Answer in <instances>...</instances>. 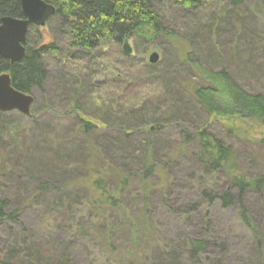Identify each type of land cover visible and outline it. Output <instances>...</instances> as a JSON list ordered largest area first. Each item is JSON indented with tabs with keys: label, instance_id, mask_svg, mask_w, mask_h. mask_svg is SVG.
Segmentation results:
<instances>
[{
	"label": "rangeland",
	"instance_id": "obj_1",
	"mask_svg": "<svg viewBox=\"0 0 264 264\" xmlns=\"http://www.w3.org/2000/svg\"><path fill=\"white\" fill-rule=\"evenodd\" d=\"M225 9L222 4L202 5L195 15L192 31L186 27L190 25L186 20L187 12L164 6L162 17L170 30L190 35L192 51L202 61L214 62L216 69L223 67L222 61H240L234 70L239 85L250 91H263L264 84L259 77L264 75L260 74L264 72V49L253 45L250 49L246 47L244 53L243 46L238 58L223 53L226 44L233 45L225 35L231 29L219 24V20L225 18ZM240 9L248 12L245 15L248 16L246 23L251 24L250 30L262 38L264 0H250ZM228 16L234 20L235 16L241 20L246 18L239 13ZM67 32L57 19H49L44 27L28 29L25 46L53 45L56 52L42 57L47 78L42 90L31 94L34 103L30 115L0 113L7 135L0 142L3 146L0 150V198L8 199V210L18 214L17 224L7 225L11 231L4 224L0 226V242L46 244L45 253L39 254L41 258L31 259L34 264H59L50 258L55 255L54 248L60 251L63 248V256L69 259V264H120L123 253L128 251L124 249L136 248L130 236L120 230L116 237L119 252L112 253L106 251V246L101 248L105 240L95 233L100 224L122 226L130 217L136 225L137 218L140 224L143 221L147 229L145 237L137 241L140 247L130 261L132 264H155L153 257L164 251L163 245L168 248L172 243L182 245L186 238L199 237L197 231L201 229L209 247L198 259L183 255L186 259L181 264H249L255 238L240 221L238 206L227 209L217 203L208 206L196 182L188 180L193 168L185 156L174 160L171 157L182 142L181 127L190 128L200 122L198 117L183 118L177 113L170 116L168 111L167 116L160 119L163 109L166 111V108L181 104V97H184L178 85L192 78L171 44L157 37L152 43L131 38L128 40L130 55L123 54V42L117 46L103 43L97 50L84 54L72 47ZM211 50L213 54L209 55ZM152 53L159 57L154 65L148 63ZM162 92L163 99L160 98ZM74 94L81 100H71ZM72 101L83 106L84 111L75 112ZM85 123L93 128L86 129ZM156 123L162 129L151 133L150 128ZM210 128L216 136H223L239 156L244 172L255 173L264 168V124L240 118L231 121L215 118L210 120ZM228 129H233V135L226 133ZM78 146L79 151L75 152ZM150 158L161 170L162 167L166 169L169 179L167 186L159 190L160 195L157 190L145 191L139 178ZM90 161L99 167L83 168ZM44 166L48 169L44 170ZM49 169L55 173L52 178H47ZM100 169L110 189L117 185L115 178L120 177L121 181V173L138 172L126 181L119 210L93 213L86 203L82 206L84 196L77 192L70 208L60 206L59 196L67 190H76L72 187L77 179L85 177V170H89L91 176ZM212 180L216 191L226 186L218 174L213 175ZM41 181L47 182L51 189L36 192ZM162 201H166V206ZM195 202L199 204L197 209L184 214L186 206ZM242 202L251 219L264 232V195L247 193ZM54 203L56 208L53 209ZM100 213L103 220H96ZM208 221L211 224L204 233ZM222 248H226V252L223 253ZM184 253L182 250L181 254ZM157 257L164 262L162 255ZM19 261H23L22 255L12 264H19Z\"/></svg>",
	"mask_w": 264,
	"mask_h": 264
},
{
	"label": "trees",
	"instance_id": "obj_2",
	"mask_svg": "<svg viewBox=\"0 0 264 264\" xmlns=\"http://www.w3.org/2000/svg\"><path fill=\"white\" fill-rule=\"evenodd\" d=\"M44 3L51 5L55 9V14L49 19H57L63 28L68 30V36L72 42L74 49L82 51L84 54H89L97 50L103 43H111L114 45H121L124 40L137 38L152 43L154 39L163 38L171 44L177 54V58L189 69V74L192 78L184 79L181 85H178V90L183 91L180 93L181 104L172 109H167L161 113L160 119L167 116V111L170 116L179 114V117L188 116V118L198 117L199 123L195 126L181 127L182 142L172 152V159H178L180 156H185L186 160L193 168V174L188 178L189 182L195 181L199 187L200 196L206 201L208 206L215 203L219 204L221 208L227 209L229 207L238 206L240 212V221L244 226L249 228L255 238L252 242V248L249 253V264H264V232H261L256 222L251 219L245 206L243 205V198L247 193L264 195V168L255 173L244 172L240 165L239 156L233 152L228 146L222 136H216L210 128L211 119H221L231 121L232 119L250 120L256 123L264 124V90L250 91L245 87L239 85L234 76V70H237L238 62L240 61H222L223 67L216 69L217 66L211 61H202L198 55L192 51L190 35H180L176 31L169 29V26L164 24L165 20L162 17V8L170 7L172 9L187 12L186 20L190 21L187 25V30H193V24L196 13L202 8V5L212 6L214 4H222L226 6L225 18H221L219 24L226 25L231 29L226 38L233 42V45L226 44L224 52L227 56L238 58L243 53V46H245L244 53L247 52L246 47L252 46L259 47L260 50L264 49V30L261 31V37L255 35L251 31V24H247L248 12L244 9L250 0H41ZM242 11V12H241ZM194 12V14H193ZM243 14L245 19L230 18L228 15ZM193 14V15H192ZM224 14V11H223ZM250 15V14H249ZM4 17L19 19L22 18L19 0H0V20ZM48 19V20H49ZM234 30V31H233ZM211 31V30H210ZM199 35L198 32H194ZM212 33V31H211ZM240 33V34H239ZM28 36V31L26 38ZM193 37V36H192ZM244 39V40H243ZM256 41V42H255ZM123 44V43H122ZM50 46H41L39 48H28L25 46V55L23 59L11 64L8 60L0 57V74H8L11 79L12 87L24 94L31 95L33 91H41L47 78V71L42 63V57L47 53H55L56 49ZM218 48V46L216 45ZM209 55L213 54L212 50L208 52ZM219 56V55H218ZM250 70V69H249ZM264 74L263 71L260 74ZM192 79V80H191ZM259 81L264 84V75L259 77ZM264 89V88H263ZM162 92L160 98H164ZM81 100L78 94L72 95L71 100ZM161 100V99H158ZM180 102V101H179ZM162 108V106H161ZM72 109L75 112L84 111L83 106L80 107L75 101H72ZM172 110V111H170ZM139 112V111H137ZM183 112V113H182ZM176 117V116H175ZM201 117V118H200ZM4 117L0 114V142L7 137L4 133ZM86 129H92L90 123H85ZM161 125L157 123L150 128L151 133H156L161 130ZM89 131V130H88ZM149 131V132H150ZM228 135H233V129L226 130ZM18 137V136H17ZM251 140H247L250 142ZM3 146H0L2 150ZM4 149V148H3ZM79 151V146L75 152ZM34 155V154H32ZM6 161H4L5 165ZM92 165L96 169L97 164H92V161L87 162V165ZM56 167V166H53ZM152 163V159L146 161V167L139 175L142 180V187L145 191L157 190L158 195L162 192L159 190L167 186L169 179L166 169L159 167ZM48 169L44 166V170ZM4 166L1 168L3 172ZM136 170L126 171L120 177L115 178L114 183L117 182L115 189H110L107 185V177L103 171L94 172L89 176V170H85L84 178L77 179V184L74 183L72 192H63L59 196L60 206L70 208L69 206L75 200L76 193L84 196L82 206L85 203L88 209L92 212L108 209H120V196L126 188V181L132 178L133 175H138ZM220 175L223 177L226 186L222 191H216V186L213 185L212 176ZM55 173L49 169L47 176L52 178ZM210 180L207 181V179ZM206 180V181H205ZM47 182H39L36 192L48 191L51 186ZM144 191V192H145ZM82 192V193H81ZM168 193V192H167ZM166 206V201H162ZM168 203V202H167ZM54 203L52 208L55 207ZM85 205V206H86ZM198 203L189 204L186 206L184 214H189L197 209ZM9 201L6 198H0V226L17 224L18 214L16 211H9ZM92 213V214H93ZM67 215V213H65ZM99 214L95 213L94 215ZM68 217V215H67ZM104 216H100L96 220H103ZM133 222V223H132ZM132 218L125 220V224L118 226L117 224L110 223V225L100 224L96 230V235L105 240V245L102 249L108 248V252H116L120 248L119 242L116 245L117 234L122 230L130 236L134 247L127 248L122 255L120 264H132L133 257L140 247L138 239L145 237L144 233L147 230L146 224L137 218V225L134 224ZM130 226L129 230V224ZM210 222H206L203 232L210 227ZM110 226V227H109ZM138 227V229H137ZM144 231V232H143ZM143 232L142 237L140 234ZM147 233V232H146ZM145 233V234H146ZM197 236L190 239H184L182 245L172 243L171 247H165L164 251L158 252L153 260L155 264H181L183 259H198L201 254L209 247L210 243L204 239L202 229L197 231ZM139 237V238H138ZM107 244V245H106ZM43 243H26L20 242L18 244L0 242V264H12L18 260L19 255H22L23 261L19 264H34L31 259L34 257L37 261L39 254H44ZM54 245L50 246L53 247ZM223 253L226 248H222ZM51 260L59 262V264H69V259L63 256V248L61 251L54 248ZM122 250V251H124ZM184 254H181V251ZM64 251L65 247H64ZM61 252V253H60ZM119 252V251H118ZM118 254V253H117ZM159 255H162L164 262L160 260ZM187 256L186 258L183 257ZM25 258V259H24ZM41 260V259H40ZM39 260V261H40ZM248 260V259H246ZM50 263V262H47ZM46 263V264H47ZM119 263V262H118ZM220 263V262H218Z\"/></svg>",
	"mask_w": 264,
	"mask_h": 264
},
{
	"label": "water",
	"instance_id": "obj_3",
	"mask_svg": "<svg viewBox=\"0 0 264 264\" xmlns=\"http://www.w3.org/2000/svg\"><path fill=\"white\" fill-rule=\"evenodd\" d=\"M22 18L4 17L0 20V57L11 64L20 62L25 55L26 35L30 27H44L49 18L55 14L51 5L41 0H19ZM122 52L130 55L128 40L123 41ZM157 53H152L148 63L158 62ZM34 99L31 95L15 90L8 74H0V113L17 112L30 115Z\"/></svg>",
	"mask_w": 264,
	"mask_h": 264
}]
</instances>
